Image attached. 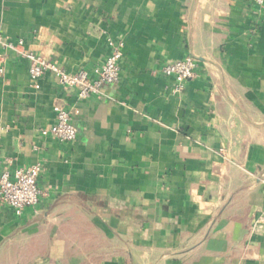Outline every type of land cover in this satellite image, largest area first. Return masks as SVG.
I'll return each instance as SVG.
<instances>
[{"label": "crops", "instance_id": "0c3cea01", "mask_svg": "<svg viewBox=\"0 0 264 264\" xmlns=\"http://www.w3.org/2000/svg\"><path fill=\"white\" fill-rule=\"evenodd\" d=\"M23 38L0 76V169L42 165L39 202H0V264H264V4L252 0H0ZM124 42L120 80L80 99L74 73ZM3 50L0 47V54ZM193 56L176 89L164 64ZM55 105L74 141L44 135Z\"/></svg>", "mask_w": 264, "mask_h": 264}, {"label": "built area", "instance_id": "2783aa9c", "mask_svg": "<svg viewBox=\"0 0 264 264\" xmlns=\"http://www.w3.org/2000/svg\"><path fill=\"white\" fill-rule=\"evenodd\" d=\"M258 5H263L264 0H252ZM107 42L111 47V53L105 61L93 69H80L71 73L46 57L36 54L30 49L20 50L21 55L28 61V72L35 88L40 87V79L50 71L57 81L65 86L74 88L80 99H88L101 93L105 84H115L120 80V60L123 56L124 42L108 36ZM24 39L10 40L0 32V76L4 74L3 63L11 50H18L24 46ZM197 61L193 56L166 63L162 66V73L175 80L176 89L182 90L184 83L196 75ZM56 121L42 130L44 135H51L60 141H74L77 138L78 129L73 123V113L66 108L55 105ZM42 165L35 164L27 167H19L14 170L0 169V202L11 207L16 214L35 206L42 194L38 184L42 173Z\"/></svg>", "mask_w": 264, "mask_h": 264}]
</instances>
